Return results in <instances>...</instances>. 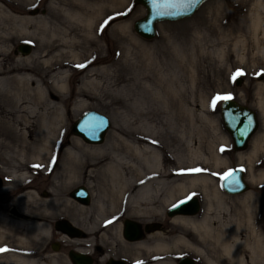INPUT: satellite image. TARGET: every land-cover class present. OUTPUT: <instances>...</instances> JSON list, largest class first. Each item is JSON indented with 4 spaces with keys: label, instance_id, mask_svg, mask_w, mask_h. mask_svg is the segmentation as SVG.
I'll use <instances>...</instances> for the list:
<instances>
[{
    "label": "rangeland",
    "instance_id": "1",
    "mask_svg": "<svg viewBox=\"0 0 264 264\" xmlns=\"http://www.w3.org/2000/svg\"><path fill=\"white\" fill-rule=\"evenodd\" d=\"M18 1L27 5L33 2ZM39 1L35 0V6L29 7L31 11L36 8L40 11L31 14L34 22L27 25L25 32L16 33L18 29L12 22L0 26V35L7 34L13 37L6 50L10 53V57L5 58L4 69H9L16 63L27 62L28 59L43 62L49 59L47 52L54 46L59 48L58 50L56 48L53 54H57V51L74 50V53L84 57L92 54H97L100 58L105 57L107 59L99 63L97 68L109 69V74H104L102 70L97 73L96 78L100 81V88L86 102V106L78 109L77 112H70L65 123L67 131L64 134L65 145L72 143L77 137L71 132L73 123L90 111L106 115L112 123L102 144H88L82 139L81 142L94 149L116 145V138L136 136L144 122H153L163 133H167L169 138L179 135L178 132L183 131V128L186 132L190 130L187 135L189 138L177 140L178 142H174L169 150L177 151L180 146L186 149L193 147L208 157H212L213 152L217 150L222 152L225 161L219 167L209 164L210 173L213 175L210 191H214L217 187L226 197V203L232 212L227 214L222 212L219 215L216 209L212 210L211 227L217 233L220 225L229 224L231 231L236 230L238 226L239 243H243L239 246V251L243 253L246 264H264L261 261H251L246 247L247 243L253 245L257 242V235H261L264 241V177L262 176L264 149H260L257 155L249 158L257 138L264 136V0H209L191 18L159 23L157 36L153 40H146L135 31V23L144 18L147 11L142 5H136L134 0H90L84 1L87 6L80 5V8L75 5L84 17L94 18L92 28L86 21L75 20L64 11L63 7L73 4L72 0L52 2L51 18L48 17L49 13L43 14L41 10L44 9V4L43 1ZM57 5L60 7L55 8ZM125 14L128 18L124 17ZM258 16L261 21L257 28L255 22ZM21 44L31 45L30 54L23 55L18 51V46ZM238 71H242L243 75L237 77ZM46 72L45 68L39 70L34 76L36 84L28 88L38 84L43 86V81L50 80L51 74L48 73V77H45ZM70 75L71 79L68 83L70 102L65 110L75 108L79 99L75 98L73 92L82 83V76L79 73L76 76H72L73 73ZM238 79L242 81L240 86L237 85ZM11 86L13 85L10 83L2 85L1 99L5 87L11 88ZM227 95L256 111L259 117V129L250 141L248 149L242 152H235L233 140L224 126L221 116V105L224 100H216L217 96ZM155 97H159L160 100H155ZM167 100L183 101L182 105L179 104L178 113L183 116L187 114V110L190 111L192 119L189 128L181 120L178 124L179 130L175 129L171 117L173 109L166 106ZM32 154L37 155V151L34 150ZM241 156H244L243 159H240ZM16 161L7 164L0 160V178L3 180V186L0 188V217L3 215L11 220L17 219L22 209L21 203L16 200L18 193L10 190L7 176L14 165H19V161ZM196 164L199 167L203 166L202 162L197 161ZM132 167L129 165L128 169L131 170ZM236 168L245 170L250 190L242 195L231 196L223 190L222 180ZM39 172L40 168L37 167L30 173L36 178L33 186L43 199H47L44 191L50 183L49 178L40 177ZM79 187L87 188L91 200L84 207L89 209L94 203L96 189L89 188L85 183H78L68 191L67 195H71ZM201 192V188L196 187V190L190 191L187 196H179L170 206H162L161 221L150 217L149 219L153 218L163 223L164 229L157 231V234H154L156 237L149 239L148 242L153 243L158 240L170 242L176 237V234L167 232L169 229H174V232L179 233V226L171 225L166 221L170 219L167 215L169 208L179 202L188 200L189 197H197L201 204L200 214H203L205 200ZM249 198L254 200L256 208L253 214L248 215L246 208ZM215 206L218 207L216 204ZM235 208H239L241 212L238 214V224L226 220L229 215H235ZM65 210L60 211L53 218L52 225L63 219L70 223L82 220L78 219L77 207L74 212L69 213L68 209V212ZM13 211L16 214H13ZM87 212V215L80 217L83 218L82 223L85 227L90 228L95 222V214L89 210ZM216 216L221 220L216 221ZM117 231L119 230L116 226L111 228L109 237L116 236ZM196 241L194 242L198 251L186 244L172 243L169 249L170 256H190L196 253L199 264H208V257L212 264H238L220 250L217 241L212 242L210 239L201 243ZM70 248L62 245L57 251L50 248L49 256L57 259L60 254L65 264H73L68 255L71 252Z\"/></svg>",
    "mask_w": 264,
    "mask_h": 264
},
{
    "label": "bare ground",
    "instance_id": "2",
    "mask_svg": "<svg viewBox=\"0 0 264 264\" xmlns=\"http://www.w3.org/2000/svg\"><path fill=\"white\" fill-rule=\"evenodd\" d=\"M26 1L33 2L27 5L18 0H0V26L12 22L18 29L16 33L25 32L27 25L34 22L29 7L35 6V0ZM41 1L43 0L39 2ZM75 5L87 6L84 1L74 0L64 11L75 20L86 21L92 28L94 18L84 17ZM260 21L258 16L255 27L258 28ZM12 40L13 37L7 34L0 35V89L2 85H13L11 88L5 87L4 95L0 98V160L7 164L19 161V165H14L7 176L10 190L18 193L16 200L21 203L22 209L21 215L15 220L3 215L0 217V249H6L0 252V264H65L60 254L57 259L49 256L48 243L51 240L64 244V247H71L70 251L88 254L91 258L92 249H98L103 253L98 264H104L109 257L118 256L122 249L134 254L132 257L135 260L132 264H174L176 256L171 257L169 253L172 243L186 244L198 251L197 245L190 241L195 233L198 238L196 242L201 243L209 239L212 242L217 241L216 244H219L220 250L229 259L238 264H246L243 253L239 251V246L243 243H239L238 226L236 230L231 231L229 224L220 225L217 233L211 227L212 210L216 209L219 215L222 212H232L226 203V197L217 187L210 191L213 175L210 173L209 164L219 167L225 163L221 151L215 150L212 157L205 156L202 151L193 147L186 149L180 146L177 151H170L169 148L174 142L184 140L190 130L186 132L183 128V131L178 132L179 135L169 138L167 133H163L153 122H144L136 136L116 138V145L94 149L81 142L82 138L79 136L74 138L72 143L65 145V123L70 112H77L85 107L94 92L99 90L97 73L102 70L104 74H109V69H98L97 66L107 58H100L97 54L84 57L74 53V50L57 51V54H53V51L59 48L54 46V49L47 52L49 59L43 62L28 59L27 62L16 63L9 69H4L5 58L10 57L6 50ZM41 67L47 70L45 77H48V73L51 74L50 80L43 81V86L38 84L28 88L36 84L34 76L42 70ZM71 73L72 76L79 73L82 83L73 92L75 98L79 99L75 108L65 110L70 102L68 83ZM158 99L159 97H155V100ZM167 102L166 106L173 109L171 117L175 129L179 130L178 124L181 120L189 128L192 119L190 111L187 110V114L183 116L178 113L179 104L182 105L183 101ZM260 149H264V136L257 138L249 158L257 155ZM34 150L37 155L32 154ZM197 161L202 162L203 166H196ZM129 165L133 166L131 170L128 169ZM35 166L40 168V177L49 178L50 183L44 191L47 199H43L34 189L36 178L30 173L37 168ZM197 168L203 171H190ZM262 176L264 177V174ZM78 183H85L89 188L97 190L94 203L89 209L72 195H67ZM196 187L201 188L205 200L204 213L196 219L187 215L171 217V225H178L179 233L169 229L168 234H176L170 242H148L156 237L154 234L157 232L149 233L144 241L131 244L125 241L119 231L116 236L109 237L111 228L116 226L120 230L125 218L131 215H138L147 222L157 221L153 218L160 219L162 206H170L179 196H187L190 191L196 190ZM254 204V200L250 199L246 208L248 215L255 211ZM76 207L79 212L78 219L83 220L80 216L87 215V210L95 214V222L90 228H86L82 220L71 223L84 237H73L62 231L55 233L53 218L65 209V212H74ZM235 210V215L231 214L226 219L229 223L238 224V214L241 212L239 208ZM218 216L216 221L221 220ZM150 217L153 218L149 219ZM166 222L169 223L168 220ZM256 237L258 238L255 244H244L249 250L251 261L262 263L264 241L261 235Z\"/></svg>",
    "mask_w": 264,
    "mask_h": 264
},
{
    "label": "water",
    "instance_id": "3",
    "mask_svg": "<svg viewBox=\"0 0 264 264\" xmlns=\"http://www.w3.org/2000/svg\"><path fill=\"white\" fill-rule=\"evenodd\" d=\"M209 0H136V5L145 7L146 16L138 20L135 25V31L146 40H153L157 36V26L161 22H176L191 18L199 8ZM18 51L23 55H28L32 51L31 45L21 44ZM242 81L238 79L237 85ZM221 116L227 132L230 134L235 152H242L248 149L250 141L258 131L260 123L256 111L236 100H226L221 105ZM112 126L111 120L104 114L96 111L85 113L72 125V134L81 137L88 144H102ZM245 171L241 168L231 171L222 181L223 190L229 195H242L250 190V186L245 179ZM3 186V180L0 178V188ZM73 197L88 205L91 198L87 190L83 187L74 191ZM201 209L200 201L197 197L178 203L168 211V216L176 215H196ZM57 228L69 234L78 236V230L68 221H59ZM127 239L131 241L139 240L132 235L137 229L132 223L127 222ZM58 250L57 247H54ZM69 257L73 264H93L90 256L71 251ZM180 264H197L188 257L181 259Z\"/></svg>",
    "mask_w": 264,
    "mask_h": 264
},
{
    "label": "flooded vegetation",
    "instance_id": "4",
    "mask_svg": "<svg viewBox=\"0 0 264 264\" xmlns=\"http://www.w3.org/2000/svg\"><path fill=\"white\" fill-rule=\"evenodd\" d=\"M54 1L57 2L56 0H43L44 9H42L41 11L43 12V14L49 13L48 14V17L49 18H51L50 16H52L50 13H51V11H53L52 10L53 9L52 8L53 7L52 2H54ZM81 1H90V0H81ZM135 1L136 0H134V2ZM72 2H74V0H72ZM138 6H140V5H138ZM56 7L59 8L60 6L57 5V6H55V8ZM63 9H66V7H63ZM39 11H40V9L39 8H36V9H33L32 11H30V14H36ZM127 16L128 15H126V14L124 15L125 18H128ZM74 191L71 194L72 196H73ZM79 202H81V201H79ZM15 213L16 212L13 211V214H15ZM199 215H200V212L198 214H196V215H188V217H190L192 219H196V218H198ZM172 219L173 218L170 217V219L168 220V222L169 223H172V221H173ZM63 220H65V219H63ZM59 221H61V220H59ZM59 221H56L55 224L53 225V229L55 230V233L56 232L59 233V231H61V229H58L57 228V225H56ZM66 221H68V220H66ZM128 221L130 223H132L137 229H139L138 230V231H140L139 233L136 230H134L132 232V235H131V236L136 237L137 239L140 238L138 241H144V240H146V238L149 235V233L157 232V231H160L161 229H164V225L161 222H158V221L147 222V221H143L138 215H131V217H129V218L127 217V219L125 218V220L121 224L120 230H119V232H122L121 235L123 236V238L125 239V241L127 243H129V244L136 243L138 241L137 240L131 241V240L127 239V235H126L127 234V227H126V225H127V222ZM77 232L79 234L78 235L79 236L78 238H83L84 237V234H81L82 232H80L79 230ZM81 235H83V237ZM196 239H198V238H196V233H195L193 236H191L192 243H195L194 241H196ZM48 244H49V249L50 248L54 249V247H57L58 250L61 249V245L62 246L64 245V244H61V243L57 242L56 240H55V242H53L51 240V241H49ZM92 250H93V256H92L93 264H98V262L100 261L101 257L103 256V253L100 252L96 248H93ZM115 254L117 255V253H115ZM133 255L134 254H131L128 250L122 249V250H120L118 256H113V257L107 258V260H105V263L104 264H132V262H134V260H135L134 257H132ZM186 257H188L189 259H193L197 264H199V258H198V256H197L196 253H194L193 255L190 254V256L189 255H182V256L180 255V257L177 256L176 259H174L175 260L174 261L175 262L174 264H180L181 259L186 258ZM208 261H209L208 264H212L210 258L208 259Z\"/></svg>",
    "mask_w": 264,
    "mask_h": 264
},
{
    "label": "snow or ice",
    "instance_id": "5",
    "mask_svg": "<svg viewBox=\"0 0 264 264\" xmlns=\"http://www.w3.org/2000/svg\"><path fill=\"white\" fill-rule=\"evenodd\" d=\"M78 67H83V65H78ZM240 75H243V72L242 71H238L237 73H236V76L238 77V76H240ZM232 97L230 96V95H227V96H217L216 97V100H230ZM214 104H215V101H214ZM223 150V149H222ZM35 167H39V166H35ZM190 171H193V172H196V173H199V172H202L203 170L202 169H199V168H197V169H194V170H190ZM189 198H191V197H189ZM181 203H183V201L181 202ZM109 223H111V222H109ZM3 251H6V249H0V252H3Z\"/></svg>",
    "mask_w": 264,
    "mask_h": 264
}]
</instances>
